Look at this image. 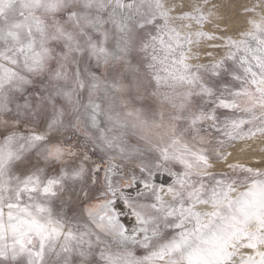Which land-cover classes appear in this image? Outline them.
<instances>
[{
	"label": "snow or ice",
	"instance_id": "6c2138e0",
	"mask_svg": "<svg viewBox=\"0 0 264 264\" xmlns=\"http://www.w3.org/2000/svg\"><path fill=\"white\" fill-rule=\"evenodd\" d=\"M0 264H264V0H0Z\"/></svg>",
	"mask_w": 264,
	"mask_h": 264
},
{
	"label": "rangeland",
	"instance_id": "374dc122",
	"mask_svg": "<svg viewBox=\"0 0 264 264\" xmlns=\"http://www.w3.org/2000/svg\"><path fill=\"white\" fill-rule=\"evenodd\" d=\"M222 2H226V0H222Z\"/></svg>",
	"mask_w": 264,
	"mask_h": 264
}]
</instances>
